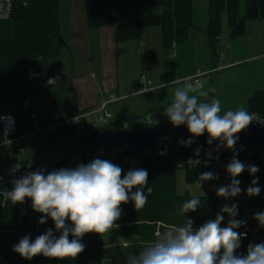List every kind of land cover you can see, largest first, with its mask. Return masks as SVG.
<instances>
[{
  "label": "trees",
  "instance_id": "16d2710c",
  "mask_svg": "<svg viewBox=\"0 0 264 264\" xmlns=\"http://www.w3.org/2000/svg\"><path fill=\"white\" fill-rule=\"evenodd\" d=\"M61 1L13 0L11 17L0 22V107L4 111H13L20 132L35 128L32 104L35 95L50 93L54 98L53 105L58 104L55 97L59 91L53 85H48V80L51 78L50 61L66 45L60 29ZM245 3L246 11L242 16L241 0H209L207 34L212 49H216L219 43L224 13H227L233 38L246 34L248 21L264 20V0H245ZM86 8L88 26L115 27L117 42L141 39L145 29L159 26L164 44L172 47L186 40L191 28L197 27L193 20V0H86ZM157 8L161 9L160 13L156 12ZM249 105L250 111L264 115V90L256 91L250 97ZM125 124L129 127L125 128ZM146 125L141 116L128 115L113 119L106 128L138 129ZM76 127L75 124L58 127L55 132L47 131L42 137L53 144L65 139ZM119 147L120 144L104 145L97 151L101 155L109 149ZM36 153L37 151L31 152V155ZM66 162L67 157L55 166V170L70 169ZM118 166L123 169L122 175L131 169L147 170V187L153 189L149 195L145 188L148 200L143 207L136 209L131 200L121 205V218L117 223L121 224L123 234L132 240L130 245L107 247L103 235L88 233L81 238L85 249L75 260L60 261L43 255L26 260L13 251V247L23 237L29 236L34 241L48 229H52L57 238L61 233L56 231L51 218L38 226L35 217H29V211H33L30 206H27V213L21 220L19 203L11 204L2 194L3 191H11L14 185L0 182V264H105L107 259L126 260L129 253H136L155 241L160 229L165 231L167 228L182 226L185 219H192L193 228L196 229L208 221V199L205 196L178 193V168L172 165L158 166L153 161ZM205 172L210 171L186 170V180L197 183L200 175ZM249 176L252 175L246 173L245 178ZM135 190L134 188L132 191ZM193 197L200 198L201 206L195 212H187L182 216L180 206ZM39 214L40 219L43 214ZM16 215L18 223L13 225L11 219ZM67 223L70 225V222ZM72 238L70 235L69 239ZM247 248L248 243L241 245L237 254L246 255Z\"/></svg>",
  "mask_w": 264,
  "mask_h": 264
},
{
  "label": "clouds",
  "instance_id": "9594fccd",
  "mask_svg": "<svg viewBox=\"0 0 264 264\" xmlns=\"http://www.w3.org/2000/svg\"><path fill=\"white\" fill-rule=\"evenodd\" d=\"M57 81L58 78H50L48 85ZM191 81L192 77H187L184 81H172L178 86L164 114L173 126L186 125L193 137L207 132V143L219 140L218 148L226 146L234 149L238 133L253 121L264 123V119L250 114L244 108L222 113L220 99L214 95L208 99L210 93H215V89L199 91L202 85L198 82L194 85ZM166 87L168 85L161 82L155 88H142L133 94L142 95L144 92H156ZM201 97L206 99L201 100ZM147 119L150 123H158L150 117ZM124 126L129 127L127 124ZM193 142L192 139L179 141L186 146ZM159 155L163 156L165 152H160ZM20 167V164H16L13 170L18 171ZM245 167L234 153L226 166L231 182L217 189L218 197L228 199L241 194V182L236 177L242 174ZM247 167L253 176L259 171L255 165ZM122 173L120 166L109 160L96 158L88 164L81 163L74 169L61 168L47 174L41 169L13 180V189L2 193L5 199L11 204H22L25 198H30L32 209L43 214L38 223L43 225L51 218L56 231L61 233L57 238L53 230L48 229L34 241L25 236L13 247V251L26 260L39 255L60 261L75 260L85 249L81 242L85 234L96 233L102 236L119 227L116 222L121 218L122 204L131 200L135 208L139 209L147 203L145 188L149 195L153 191L151 187H147V170L131 169L126 174ZM212 179H218V175L205 172L196 182L201 187L202 182ZM134 188L136 190L132 191ZM245 191L250 197L259 195L261 189L258 178L253 179ZM200 206V198L193 197L180 206L179 212L184 216L187 212H195ZM224 214L230 219L226 226L221 227ZM237 215V204H225L214 220H208L196 229L193 228L192 219H185L182 226L157 233L155 241L136 253H129L125 264H264V243L249 244L246 255L237 254L242 237L247 235L246 232L236 231L246 225L245 221L236 219ZM254 219L264 227V212L257 213ZM70 235L72 239H69Z\"/></svg>",
  "mask_w": 264,
  "mask_h": 264
},
{
  "label": "crops",
  "instance_id": "0c3cea01",
  "mask_svg": "<svg viewBox=\"0 0 264 264\" xmlns=\"http://www.w3.org/2000/svg\"><path fill=\"white\" fill-rule=\"evenodd\" d=\"M59 16L66 45L50 61V77L58 78L53 84L59 91L55 97L58 104L53 105L50 93L35 95L32 104L36 121L47 124L80 112L96 111L104 103H108L107 109L114 117L120 118L134 115L128 114L135 109L133 98L147 97L136 109L153 108L162 100L159 91L133 94L142 88H155L161 82L168 85L173 81L166 74L162 47L169 46L164 44L161 29L147 28L141 39L117 42L115 27L88 26L86 0H62ZM156 47L161 48L160 53ZM262 47L246 62L264 61ZM142 78L145 81L141 86ZM119 113L124 114L116 116Z\"/></svg>",
  "mask_w": 264,
  "mask_h": 264
},
{
  "label": "rangeland",
  "instance_id": "374dc122",
  "mask_svg": "<svg viewBox=\"0 0 264 264\" xmlns=\"http://www.w3.org/2000/svg\"><path fill=\"white\" fill-rule=\"evenodd\" d=\"M209 0H193V20L196 28H191L189 37L186 40L174 44L172 47H162L166 59V74L171 76V80L184 81L188 75L195 74L199 69H203L206 74L201 77L203 88L199 91H208L215 89V93H210L218 97L221 101L222 113L227 110H237L244 108L250 110V97L259 89L264 88V61L256 62L246 60L247 58L260 52L259 47L264 46V20H253L247 22V31L243 36L233 38L229 27L227 13L223 14L222 34L216 49H212L207 34L209 26ZM246 11L245 0H241V15L244 16ZM156 12L160 13L161 9L157 8ZM152 29H161L159 26ZM263 48V47H262ZM156 50L161 51L160 47ZM157 54V53H156ZM215 56V57H214ZM230 64L228 67H225ZM170 74V75H169ZM190 77V76H188ZM144 78V77H143ZM142 78L141 86L144 83ZM193 83V81H191ZM178 85L169 83L168 87L158 90L161 93V101L150 109L139 107L138 103H143L146 96H138L131 99L134 102L133 109L128 114L139 115L145 118L152 111H164L173 100L174 90ZM159 95V93H156ZM201 100L206 99L201 97ZM0 111H4L0 107ZM11 111V110H7ZM13 112V111H11ZM124 113L116 114V116ZM114 116V115H113ZM114 119H117L114 117ZM105 129V128H104ZM99 129L98 131H101ZM96 131V132H98ZM95 133V132H90ZM86 134V133H84ZM51 141L45 137L35 138L27 144V150L31 152H41L50 145ZM218 179H212L202 182L201 187L198 183H189L186 180V170L178 169L177 171V191L179 194H190L193 196H205L208 199V220H214L220 213L222 207L227 204L238 205V215L244 207L243 200L236 198L225 199L217 196V189L229 185L231 177L227 171L217 172ZM258 178V186L261 191L257 196H248L245 191V203L253 209L252 224L258 228H264L254 219L257 213L264 210V176L256 174L249 176L244 183L245 190L251 185L253 179ZM242 184V174L236 177ZM237 215V216H238ZM230 217L224 214V220L221 227L227 225ZM18 223V216H13L11 224ZM117 223V222H116ZM118 228L110 233L103 234V239L107 247L114 245L128 246L132 240L123 234L120 223ZM164 230H158L161 233ZM126 260L107 259L105 264H125Z\"/></svg>",
  "mask_w": 264,
  "mask_h": 264
},
{
  "label": "built area",
  "instance_id": "2783aa9c",
  "mask_svg": "<svg viewBox=\"0 0 264 264\" xmlns=\"http://www.w3.org/2000/svg\"><path fill=\"white\" fill-rule=\"evenodd\" d=\"M12 11L13 0H0V22L9 19ZM229 65L227 64L225 67ZM205 74L206 72L201 68L192 77L194 85L197 82L202 85L199 90L203 88L201 77ZM107 106L108 103H104L96 111L80 112L47 124L36 121L35 128L27 132H20L18 130L17 118L13 112L0 111V167L7 169L17 176H24L33 172L47 157L65 143L84 133L96 132L109 126L114 116L107 109ZM248 112L257 115L260 119H264V115L259 112L250 110ZM253 122L264 125V123L258 121ZM72 124H75L77 127L65 139L50 144L45 150L37 152L34 156L28 153L27 144L35 138L42 137L47 131L55 132L58 127H68ZM189 139L180 133L169 132L147 148L116 157L106 155L112 149L107 150L101 155L98 154V148L84 149L68 155L66 165L70 169H74L81 163L88 164L93 159L99 158L109 160L116 165L125 163L138 165L145 161H153L158 166L172 165L178 169L206 170L217 173L226 171V166L232 160L234 153H236L237 158L246 166L242 172L241 194L235 197L236 199L243 200L244 203V207L236 219L245 221L246 225L236 229V231L247 233L246 237H242L241 245L245 243H248V245L258 244L262 236H264V228H258L257 225L252 224L253 209L245 203L244 183L246 173L250 174L247 167L249 165L257 166L259 171L256 174L264 175V146L248 141H237L234 149H228L226 146L218 148L220 144H205L195 142L194 140L191 145L187 146L179 143V141L186 142ZM160 152H165V155H159ZM16 164L21 165L18 171L13 170ZM31 203V199L28 198L27 206H30V208ZM39 215L34 210L29 211V217H35L38 226Z\"/></svg>",
  "mask_w": 264,
  "mask_h": 264
},
{
  "label": "water",
  "instance_id": "95a60500",
  "mask_svg": "<svg viewBox=\"0 0 264 264\" xmlns=\"http://www.w3.org/2000/svg\"><path fill=\"white\" fill-rule=\"evenodd\" d=\"M148 117L158 123H150L147 119ZM143 120L147 125L138 129L105 128L95 133L83 134L54 151L33 172L43 169L45 174H47V172L55 170V166L71 153L89 148H99L104 145H121V147L114 148L106 153V155L111 157L139 151L155 144L162 136L169 132H177L195 142L209 144L207 143L209 139L207 132L199 137H193L188 132L186 125L173 126L164 114V111H152ZM237 141H248L264 146V125L252 122L245 130L237 134ZM211 144H220V141L214 140ZM21 177L23 176H17L7 169L0 167V182L13 185L12 181ZM27 199L25 198L24 203H19L22 213L21 220L27 213ZM260 243H264V237Z\"/></svg>",
  "mask_w": 264,
  "mask_h": 264
}]
</instances>
